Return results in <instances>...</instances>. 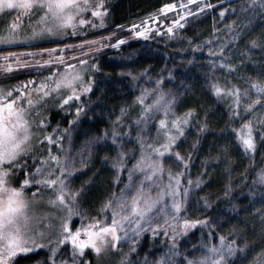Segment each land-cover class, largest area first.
<instances>
[{"label":"snow or ice","instance_id":"6c2138e0","mask_svg":"<svg viewBox=\"0 0 264 264\" xmlns=\"http://www.w3.org/2000/svg\"><path fill=\"white\" fill-rule=\"evenodd\" d=\"M189 5H196L197 12L214 7L211 3L197 4V0H172L143 21L128 25L132 36L151 39L153 29L156 33L164 31L155 24L160 13L179 9L175 11L176 19L170 23L164 21L166 34L171 38L174 28L183 27L181 21L192 14ZM229 10L235 11L221 8V17ZM240 10H251L264 17V0H241ZM16 11L20 16L0 29V45L22 46L25 50L0 54V71L34 66L47 74L33 76L7 88L0 87V264H16L19 254L40 247L50 249V264H91L81 260L85 249L89 248L96 254L97 264H102L101 254L117 250L125 241L131 247L117 264H133L130 257L145 231L151 232L153 237L163 234L171 243L157 259L148 261L146 257L144 264H176L174 258L177 256L183 257L182 264H230L231 258L240 250L237 241L219 233L217 224L211 223L207 216L191 219L181 215L187 213L190 192L200 187L206 173L191 178V155L174 151L178 139L185 135V129L190 125L195 109L176 114V96L165 90L163 75L152 80L154 87H140L134 98L140 108L133 121L138 149L124 150L123 140L132 132V126L124 124L125 108H121V115L116 116L111 129L103 130L101 136L89 141V146L97 140L112 141L117 149L111 160L117 174L115 182L123 183V187L119 194L113 192L102 202L96 216L81 210L79 196L83 189L73 188L69 182L75 171L74 161L64 148V137L56 135L54 138V133L60 131L68 133L70 141V130L57 126L52 132L44 131L49 125L40 109L52 97L59 100L60 107L68 105L66 110L69 111L70 102L77 101L74 120H78L85 107L81 95L90 92L93 84L91 78L85 77L89 75V69L98 67L89 63L93 54L107 46L119 48L127 38L115 37L114 33L87 40L80 38L82 34L86 35V28L104 26L108 12L106 0H0V15ZM21 17L28 21L27 26ZM97 19L99 23L95 22ZM122 27L117 25V28ZM228 31V39L235 42L244 30L237 31L233 21L228 25ZM113 38L115 44L104 43ZM70 39L73 42H65ZM35 42H49L53 46L33 47ZM250 45L259 46L258 38L251 39ZM209 52L213 56L219 54L218 59L209 62L213 73L208 80L209 88L217 98L230 101L229 117L239 122V127L232 129L235 138L245 152L255 153L257 135L264 140V111H261L264 109V74L243 77L246 87L231 80L222 82L223 78L214 74L217 65L229 73L234 72L236 65L226 62L224 43L215 52L209 48ZM22 56L28 60H22ZM146 73L147 70L140 75ZM129 75L133 81L140 79V75L131 72ZM168 76H172L171 71ZM158 115L161 118L155 122V136L149 141L144 133ZM121 127L128 130L118 131ZM206 127L202 123L199 131L203 132ZM54 145L58 146L55 153L52 151ZM60 152L65 154L62 156ZM173 156L182 166L180 170L166 166L165 160ZM29 159L33 161L31 171H28ZM129 160H132L130 166ZM125 172L126 180L121 181L120 175ZM254 182L264 186V168L259 169ZM28 186H31V192L26 190ZM224 195L227 197L229 191L226 190ZM203 202L211 207L206 197ZM40 203L57 209L60 214L36 213L34 208ZM73 217H79L78 226L73 224ZM197 225L208 229L207 239L200 241L199 251L196 245L192 246L194 254L181 253L176 237ZM44 240L47 242L41 243ZM69 243L68 258L58 261L57 255H63L61 246L66 248ZM259 264H264V258Z\"/></svg>","mask_w":264,"mask_h":264},{"label":"trees","instance_id":"16d2710c","mask_svg":"<svg viewBox=\"0 0 264 264\" xmlns=\"http://www.w3.org/2000/svg\"><path fill=\"white\" fill-rule=\"evenodd\" d=\"M169 2L172 0H106L108 12L105 26L98 30L87 29L86 35L82 34L80 38L87 40L114 33L115 37L127 39L119 48L107 46L93 54L89 63L97 64L99 70L94 75L91 101L88 110L80 117V121L77 124H72V127H77L80 123H87L91 107L101 108V112L108 113L116 109L122 100H125V109H127L124 124L132 126L131 123L136 119L135 117H138L140 111L139 106L134 103V98L137 95H133L138 80L133 81L131 75L116 69L121 66H116L115 63H124L131 53L148 47L155 48L153 55L158 53L167 56L169 65L166 75L168 76V72L171 71L173 76H171L172 79L169 77L171 80H174L178 73H182L190 79L188 84L192 89L181 99L182 111L189 108L195 109V115L186 132V136L192 134L193 138L191 142H186L187 144L180 141L174 151H179L184 156L191 155L189 169L191 178L206 173L202 177L203 183L200 187L192 191L187 213L183 212L182 215L191 219L207 216L211 223L217 224L219 233L237 241L240 250L230 264H259V260L264 258V186L255 183L254 180L259 169L264 168V140H261L257 135L255 153L249 155L243 150L232 131L233 128L239 127V122L233 121L229 117L228 105L230 101L224 98L222 104L219 98L211 92L208 80L213 73L210 69H204V63L201 61L205 59L207 45L213 44V42H223L226 62H231L236 67L233 73H229L217 65L214 74L223 78L222 82L231 80L241 87H246L243 77H257L264 74V17L253 14L251 10L242 12L240 10L241 0H205L203 3H211L214 7L203 9L187 19L185 27L172 38L173 44L165 43L164 40L157 37L155 32L151 34V39L132 36L128 25L143 21L145 17L156 13L164 3ZM221 8L235 9V11H225L221 17ZM192 9L195 12L196 5ZM162 20H167L169 23L168 18H162ZM233 21H235L237 31L244 30L241 38L235 42L228 39L230 36L228 25ZM249 21L251 22L249 23ZM117 25L123 27L117 28ZM254 38H258L259 46L257 47L250 45V40ZM65 42L71 43L73 40ZM104 43L115 44V38L111 41L106 40ZM52 46L49 42L33 44V47ZM24 50L22 46H3L0 47V54L19 53ZM180 51L183 59L177 61L175 56L180 54ZM147 54L149 53L147 52ZM143 57L139 56L141 63L145 61H143ZM21 59L28 60L23 56ZM148 67L146 66V68ZM46 74L43 69L38 70L34 66L15 68L10 72L0 71V87H9L20 81H25L26 78ZM100 82L108 84L98 89ZM112 83H114L113 86L110 85ZM117 86L119 87L117 88ZM66 117L68 118L69 115ZM67 118L64 119L59 111L51 116V120L59 122L69 129L71 125ZM100 123L96 122L94 126H98ZM202 123L207 125L203 132L199 131ZM111 125L113 123L110 124V127H112ZM127 130L123 127L118 128V131L121 132ZM137 147V143L134 141L133 149ZM201 163L203 166L198 172ZM100 166L97 161L90 170L99 171L101 170ZM103 174L106 173L103 172ZM18 175L22 180L23 174ZM125 180V177L122 176L121 181ZM104 185L107 187L105 182L102 185L103 188L96 189V197L91 202L84 201L89 204L87 207L92 212V216H96L95 208L101 207L103 201L101 197L106 190ZM226 190L229 191L227 197L224 195ZM205 197L211 207L205 206L203 202ZM207 232L208 229L201 225L190 231L184 239L178 242L179 251L181 253L191 252L193 245H196L198 250L200 241L207 239ZM169 242L163 234L156 237L146 234L141 237L135 246V252L130 257L133 264H144L145 258L149 259L156 252L163 254L167 251ZM214 242L217 241L214 240ZM58 255L56 257L58 261L62 258L65 259L64 255ZM49 257L50 249H40L25 255H18L16 264H50ZM179 257L183 259L182 256ZM87 258L91 259L89 252H86L84 256V259Z\"/></svg>","mask_w":264,"mask_h":264},{"label":"rangeland","instance_id":"374dc122","mask_svg":"<svg viewBox=\"0 0 264 264\" xmlns=\"http://www.w3.org/2000/svg\"><path fill=\"white\" fill-rule=\"evenodd\" d=\"M204 1L205 0H197V4H201ZM194 6L195 5H189L188 6L189 9L191 10L192 14L185 17V19L181 21V24L183 25V27H185L187 19H189L191 16L197 14V11L194 12L192 9ZM175 11H180V10L177 9L174 11H167L164 13H160V19L155 21V24L164 30L163 32L156 33L155 29H153V32L156 33L157 37H160V39L164 40V42L167 44H173L172 38H174L176 36L177 32L183 28V27L174 28V34L171 35V38H169V35L166 34L167 24L164 23L165 20H162V18H168L169 23H170V21L172 19L177 18V16L175 15ZM17 16H20V13L18 11L11 12L10 14L0 15V29L4 28L6 26V24L10 23L12 21V19L14 17H17ZM170 16L172 17V19ZM106 17H107V15H106ZM21 20L23 21V24L25 26H27L28 21L24 17H21ZM95 22L99 23L98 19ZM105 24H106V18L104 21V26H105ZM149 26L151 27V25H149ZM103 27L94 28L93 30H98V29H101ZM86 30H87V28L85 29V31ZM135 38H144V37H135ZM221 43H223V42H219V43L213 42V44L207 45V47H205L206 56H205V59L203 61H201L202 63H204V69L205 68L210 69L209 62L213 59L219 58V54L217 53L216 56H213L209 52V48H211L213 50V52H215L217 47ZM3 46L4 45H0V47H3ZM178 49L181 50V48H178ZM154 50H155L154 47H148L144 50H141L138 52H133L129 55V57H127V60L124 63H117L116 62L115 63V64H117L116 66H121L120 68L118 67L116 69L123 72L124 74H129L131 72L132 74H136V75H140L145 70H147L146 75H140V79H138V84L134 88L133 95L139 94L140 87H149V88L154 87L152 80L158 78L159 75H163L164 76V88H165V90L170 91L173 95L176 96V107H175L174 111L178 115L182 114L183 108H181V99L186 94H188L192 89V87L188 84V81L190 79L188 77H186L185 75H183L182 73H178L175 75L174 80H171L173 76L170 79L169 76L166 75V70H167V67L169 65L168 64V57L163 55V54L160 55L158 53H155L156 55L155 54L153 55ZM147 52L149 54H147ZM139 56H144L143 61L144 60L145 61L143 63H141V61H140L141 57L139 58ZM154 59H156L158 61H155ZM182 59H183L182 52L180 51V54L175 56V60L181 61ZM91 64H95V63H91ZM146 66H149V67L146 68ZM219 67H221V66H219ZM15 68H13V69H15ZM19 68H23V66H21ZM98 70H99L98 67L94 70L89 69L88 70L89 75H87L85 77L86 79L91 78V80L93 81V84H92V89L90 92L81 95V100L83 101L85 107H84V111L81 113L80 117L82 115H84V113L88 110V106H89L90 101H91V93H92V90L94 87V78H95L94 75H95V72ZM149 78H151V79H149ZM28 79H30V78H26V80H28ZM107 84L108 83L100 82V85H98V89H100V87L101 88L105 87V85H107ZM110 85L113 86L114 83H112ZM7 87L8 86H5L4 88H7ZM118 87L119 86H117V88ZM219 100H220V103L223 104V99L219 98ZM70 105H71V110L70 111L66 110L68 108V105H65L64 107H60L59 106V100L56 97H52L51 99L47 100L46 105L41 107L40 112L42 115L47 117V122H48L49 126L47 127V129H44V131H47V132H52V129L56 128L57 126H59L60 129L66 128L65 125H61L59 122H54L53 120H51V116L55 112L59 111L60 113H62V116L64 119L67 118L66 117L67 115H69V117L67 118V119H69L68 121L69 122L73 121L72 123H69L71 125V127L69 128L70 135H71L70 141L68 138L69 134L63 133L60 131H57L56 133H54V138L56 135L64 136V142H63L64 148L67 150V154L70 157V159H72L74 161V167H75V171L69 177L70 185L73 188H81L82 187L83 190L79 196L80 208L84 213L91 215L92 212L87 207V205H89V204L84 203V201L91 202L92 199H94L96 197V194H97L96 189L98 187L103 188L102 185L105 184V182L107 183V187H109L107 190V187L104 185V188L106 187V190L104 191L103 196L101 197L104 201L105 199L110 198L111 194L113 192H116L117 194H119V189L121 187H123V185L117 184L115 182L117 174H116L115 169L112 166L111 160H112V157H114L116 155L117 149L112 144V141L110 139L97 140L94 144H91V146H89V141H91L95 137L101 136L103 134V130L112 128V127H110V124L113 123L116 116L121 115L120 110H121V108H125L126 103H125V100L120 101L118 107L116 109L112 110L111 112H108V113L104 112V111L101 112L100 111L101 108H95V106L91 107V109L89 107V109H90L89 113L90 114L88 116L89 118L87 120V123L86 124L80 123V125L77 127L76 126L72 127V124H77L78 121H80V117L78 120H74L75 107L79 105V102L71 101ZM180 108H181V110H180ZM261 111H264V109H261ZM135 118H137V117H135ZM159 118H161L159 115L157 117H155L154 120L149 123L148 130L144 133V135L146 136V138L149 139V141H151V139L155 136V131H156L155 122L158 121ZM96 122L97 123L101 122V123L98 126L97 125L94 126L96 124ZM131 124H132L131 136L125 137L123 140L125 151H128L129 149H133V142L136 141V131H135L136 126L134 123H131ZM190 125H191V123H190ZM190 125L185 129V135L178 139L177 144L180 141L182 143H185V144L191 142L193 135L191 134V135L186 136V132L188 131ZM111 126H113V125H111ZM57 147L58 146H56V145H54L52 147V151L54 153L57 152ZM176 147H177V145L174 146V148H176ZM136 149H138V147ZM59 154L63 156L65 153L60 152ZM137 154H138V150H137ZM247 154H249V153H247ZM81 161H83V164H81ZM97 161L101 165L100 166L101 170H99V171L96 170V172H93L90 169H92L94 167L95 162H97ZM131 163H132V160H129V166L131 165ZM28 164L30 166L28 171H31L32 170L31 166L33 165V161H31L29 159ZM165 164H166V166H171L173 168V170H180V168L182 167L180 164L177 163L174 156L171 159H166ZM202 166L203 165L201 163L198 172H200V170L202 169ZM101 171L105 172L106 174L104 175L103 172H101ZM78 176H79V178H78ZM122 176L125 177V179H126V172L121 173L120 180H121ZM192 178L195 179L196 177L192 176ZM26 190L28 192H31L32 191L31 186H28ZM192 191L190 192V196L192 194ZM82 198L84 199V201L82 200ZM189 201H190V197H189ZM34 210L36 213L52 212V213H55L56 215L60 214L57 209L52 208L50 206H47L44 203L37 204L35 206ZM99 210H100V208L99 209L97 207L95 208L94 211L96 212V215H97ZM182 213H181V215H182ZM79 223H80L79 217H73V224L78 226ZM198 226L199 225H197L195 228L189 229V231L187 233L178 235L176 237V241H175L176 244L178 245L179 241L184 239L189 234L190 231L198 228ZM146 234L149 235V234H151V232L145 231L139 237V239L141 237L145 236ZM139 239L137 240V242L139 241ZM168 240L171 242L170 238H168ZM46 242H47V240L41 241V243H46ZM170 242H169V245H170ZM130 247H131V244L129 242L125 241L118 247L117 250H111L106 255L101 254L102 264H117V262L120 260L123 253H127L129 251ZM46 248H48V247L34 248L32 251H30L28 253H31V252H34V251L40 250V249H46ZM61 251H62L65 259L68 258V253H70V251H71L70 243L67 245L66 248H65V246H61L60 252ZM197 251H199V248ZM86 252H89L91 254V259L90 258L84 259ZM28 253H23V254H19V255H25ZM85 253H84V256L82 257V261H90L91 264H97L96 254L94 253L93 250H91L90 248L85 249ZM161 254H162L161 252H156L154 255L149 257L148 261H153V260L157 259ZM187 254L192 255L194 253H193V251H191V252L188 251ZM58 256H60V255H58ZM234 257L231 258L230 262L234 261V259H235ZM174 259H175V262L177 264H182V259L179 256L175 257Z\"/></svg>","mask_w":264,"mask_h":264},{"label":"bare ground","instance_id":"6f19581e","mask_svg":"<svg viewBox=\"0 0 264 264\" xmlns=\"http://www.w3.org/2000/svg\"><path fill=\"white\" fill-rule=\"evenodd\" d=\"M82 200L84 201V199L82 198Z\"/></svg>","mask_w":264,"mask_h":264}]
</instances>
